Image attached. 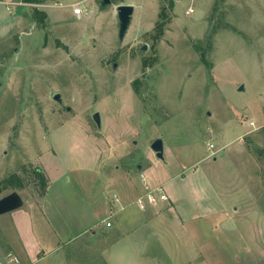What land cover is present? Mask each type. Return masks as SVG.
<instances>
[{
	"label": "rangeland",
	"instance_id": "obj_1",
	"mask_svg": "<svg viewBox=\"0 0 264 264\" xmlns=\"http://www.w3.org/2000/svg\"><path fill=\"white\" fill-rule=\"evenodd\" d=\"M77 1L0 0V187L20 178L0 197L18 191L25 207L38 203L51 175L53 191L102 210L108 179L133 164L170 177L189 170L240 210L219 231L201 221L200 263L264 264V0H88L81 19ZM119 4L135 7L123 41ZM129 175L140 183L138 170ZM179 237L165 240L180 247ZM88 239L77 257L90 261ZM123 255L110 264H135Z\"/></svg>",
	"mask_w": 264,
	"mask_h": 264
},
{
	"label": "crops",
	"instance_id": "obj_2",
	"mask_svg": "<svg viewBox=\"0 0 264 264\" xmlns=\"http://www.w3.org/2000/svg\"><path fill=\"white\" fill-rule=\"evenodd\" d=\"M70 16L74 17L72 12ZM82 16L77 15V18ZM250 123L254 125L252 120ZM255 130L237 137L245 139ZM243 148L247 149L245 144ZM133 165L135 168L127 167L122 175L108 179L102 191V210H97L91 201L73 190L53 191L56 180L50 175L48 188L38 203H30L26 207L24 203L23 207L0 215V251L16 253L24 264H110L125 260L127 257L123 252L128 249V259L135 264H159V260H162L160 264H201L200 243L196 241L197 233L200 237L201 221H212V230L229 228V221L237 218L235 215L240 213L239 208L230 206L223 199V193L218 192L205 177L204 185H195L192 171L170 177L167 172L163 173L164 170L156 173L144 170L142 163ZM135 169L140 174L144 173L151 185L164 184L169 202L144 210L132 206L144 192L142 180L138 183L129 175ZM107 187H113L112 197L105 196ZM107 221L111 222L110 226ZM175 228L178 234L173 232ZM180 231L181 245L175 247L166 236L180 239ZM87 233L91 234V240L83 242L82 247H88L91 256L95 255L90 261L77 257L79 240ZM151 235L157 238L161 253L154 250ZM184 235L186 239H183ZM187 240L189 242L185 244ZM118 246L121 249H116ZM181 251L185 254L182 260L175 257ZM116 252L118 258H115Z\"/></svg>",
	"mask_w": 264,
	"mask_h": 264
},
{
	"label": "water",
	"instance_id": "obj_3",
	"mask_svg": "<svg viewBox=\"0 0 264 264\" xmlns=\"http://www.w3.org/2000/svg\"><path fill=\"white\" fill-rule=\"evenodd\" d=\"M113 3L112 0H102L100 3L101 8H104ZM135 7L132 4H119L117 6V18H118V36L120 41H123L133 20ZM146 49V45L144 46ZM117 65H115L116 68ZM240 90L244 89L242 85ZM54 99L59 103H63L61 93H56ZM94 120L96 121L99 128H101V118L99 112H95ZM152 149L156 152L159 158L164 157V143L163 139L157 138L152 143ZM24 205V199L18 191H12L0 198V215L5 214L16 209L21 208Z\"/></svg>",
	"mask_w": 264,
	"mask_h": 264
},
{
	"label": "built area",
	"instance_id": "obj_4",
	"mask_svg": "<svg viewBox=\"0 0 264 264\" xmlns=\"http://www.w3.org/2000/svg\"><path fill=\"white\" fill-rule=\"evenodd\" d=\"M87 0H81L73 5L74 13L81 16L83 13H87L88 9L82 4ZM22 3V2H20ZM9 4V3H8ZM213 144L209 145V148H213ZM141 180L144 186V192L136 199L137 205L140 209H147L149 207H156L169 202V194L164 184L151 185L147 181V176L144 173L140 174ZM107 225L110 226L111 222L107 221ZM0 264H24L19 255L14 252H2L0 251Z\"/></svg>",
	"mask_w": 264,
	"mask_h": 264
},
{
	"label": "trees",
	"instance_id": "obj_5",
	"mask_svg": "<svg viewBox=\"0 0 264 264\" xmlns=\"http://www.w3.org/2000/svg\"><path fill=\"white\" fill-rule=\"evenodd\" d=\"M25 2H35V3H42L43 2V0H24ZM166 1H169V0H166ZM171 7H173V4H171L170 5ZM165 10V9H164ZM164 10H162L163 12H164ZM38 12V15H39V18L40 19H43L44 18V16H43V13H39V11H37ZM160 25H162V23L160 24L159 23V26ZM162 27V26H161ZM35 173H36V175L40 178V177H43L42 176V174H41V170L40 169H35ZM20 179L19 178V176L18 175H16V176H13V177H11V179H5L4 181H3V185L0 187V193L2 192V191H4L5 189H8L9 187H11L12 186V183H13V181H14V179ZM43 187H44V193L46 192V190H47V188H48V183H44V185H43ZM3 197V196H2ZM1 198V197H0Z\"/></svg>",
	"mask_w": 264,
	"mask_h": 264
}]
</instances>
